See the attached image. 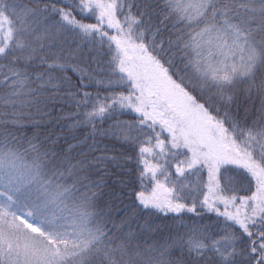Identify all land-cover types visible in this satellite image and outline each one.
I'll return each mask as SVG.
<instances>
[{
    "label": "snow or ice",
    "instance_id": "1",
    "mask_svg": "<svg viewBox=\"0 0 264 264\" xmlns=\"http://www.w3.org/2000/svg\"><path fill=\"white\" fill-rule=\"evenodd\" d=\"M0 264H264V0H0Z\"/></svg>",
    "mask_w": 264,
    "mask_h": 264
}]
</instances>
